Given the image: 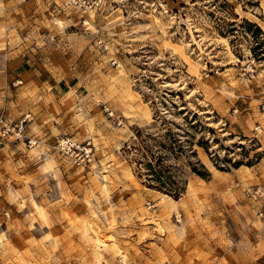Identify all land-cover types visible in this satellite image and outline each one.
Returning a JSON list of instances; mask_svg holds the SVG:
<instances>
[{"label": "rangeland", "instance_id": "1", "mask_svg": "<svg viewBox=\"0 0 264 264\" xmlns=\"http://www.w3.org/2000/svg\"><path fill=\"white\" fill-rule=\"evenodd\" d=\"M86 14L0 0V264H264V0Z\"/></svg>", "mask_w": 264, "mask_h": 264}, {"label": "built area", "instance_id": "2", "mask_svg": "<svg viewBox=\"0 0 264 264\" xmlns=\"http://www.w3.org/2000/svg\"><path fill=\"white\" fill-rule=\"evenodd\" d=\"M104 0H66L67 5L77 13L81 14V20H83L84 24H87V12L96 11L101 8ZM19 84L22 81L18 82ZM27 117L22 118L17 123L13 124H4L1 121L2 126L0 130V138L1 140L8 139L9 137H13L15 141L27 143L28 145H36L37 141L34 138L28 136L27 134ZM260 130V127L257 128ZM57 148L64 155H66L74 164L78 166H82L87 164L90 159L89 153L85 151V148H90V146L83 145L82 143H78L74 141L72 138L64 137L60 141H58ZM246 196L253 201H257L261 203V206L264 209V189L260 186H255L252 189L245 191ZM118 264H127L123 262L121 259L118 260Z\"/></svg>", "mask_w": 264, "mask_h": 264}, {"label": "bare ground", "instance_id": "3", "mask_svg": "<svg viewBox=\"0 0 264 264\" xmlns=\"http://www.w3.org/2000/svg\"><path fill=\"white\" fill-rule=\"evenodd\" d=\"M89 16L92 17V13H90ZM85 150L88 151L87 149H85ZM167 203L172 209H174V202H172L171 200H167ZM118 254H121V252H119ZM122 258H125V256H123ZM121 260L126 263V261H124L123 259H121Z\"/></svg>", "mask_w": 264, "mask_h": 264}, {"label": "trees", "instance_id": "4", "mask_svg": "<svg viewBox=\"0 0 264 264\" xmlns=\"http://www.w3.org/2000/svg\"><path fill=\"white\" fill-rule=\"evenodd\" d=\"M204 169V168H203ZM193 171L198 175V176H200V177H202V178H207L209 175H208V173H206V172H201V171H198L197 169H193Z\"/></svg>", "mask_w": 264, "mask_h": 264}]
</instances>
